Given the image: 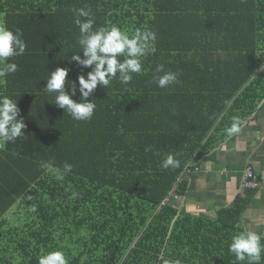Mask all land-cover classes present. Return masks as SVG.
Instances as JSON below:
<instances>
[{"label":"trees","instance_id":"16d2710c","mask_svg":"<svg viewBox=\"0 0 264 264\" xmlns=\"http://www.w3.org/2000/svg\"><path fill=\"white\" fill-rule=\"evenodd\" d=\"M216 3L0 0V25L21 29L27 44L10 61L18 70L0 81V95L17 100L26 125L23 138L0 147V264H38L54 250L68 264H232L229 243L243 231L240 220L258 189L216 218L165 203L173 191L187 196L183 174L233 137L225 133L233 117L242 126L264 102V0ZM77 8L92 10L94 28L156 34L143 74L127 85L98 86L87 121L55 107L43 89L56 68L70 67L72 81L81 74L69 64L72 54L83 58ZM159 65L178 73L179 83L158 88ZM73 99L80 102L79 92ZM168 154L179 168L160 167ZM64 163L72 171L57 180ZM16 205L25 220L1 221Z\"/></svg>","mask_w":264,"mask_h":264},{"label":"clouds","instance_id":"9594fccd","mask_svg":"<svg viewBox=\"0 0 264 264\" xmlns=\"http://www.w3.org/2000/svg\"><path fill=\"white\" fill-rule=\"evenodd\" d=\"M74 17V24L79 29L77 43L83 58L79 54H72L69 64L75 62L81 74L72 81L67 79L70 67L56 68L49 72L46 87L43 89L54 97L51 103L55 107L63 109L75 121H87L93 117L96 108L88 98L98 86L108 89L114 80L127 85L132 81L133 74H143L142 58L149 52H155L156 34L137 28L130 35L116 25L94 28L96 21L90 8L75 9ZM22 36L21 29L11 30L0 25V81L18 70V65L10 61L26 51L27 44ZM88 68L91 70L85 76L82 74L83 70ZM156 72L163 73L153 78V82L160 89L179 83V74L165 71L163 65L157 66ZM77 92L80 94V102L73 99ZM19 112L17 100L8 95H0V147L6 143H15L18 138L25 136L26 125L23 119H18ZM241 124L239 117H233L231 126L225 129L226 135H239ZM40 166L46 171L52 168L51 162H42ZM160 167L165 170L179 168L180 160L168 154L161 161ZM71 171L72 165L64 163L62 169H55L56 179L62 181ZM228 251L234 256L232 264H241L244 261L247 264H264V233L243 230L232 236ZM38 264H68V259L63 251L54 250L41 255Z\"/></svg>","mask_w":264,"mask_h":264},{"label":"crops","instance_id":"0c3cea01","mask_svg":"<svg viewBox=\"0 0 264 264\" xmlns=\"http://www.w3.org/2000/svg\"><path fill=\"white\" fill-rule=\"evenodd\" d=\"M228 1L217 0L216 4L224 7ZM222 10V14H227V9ZM219 147L214 148L217 151L213 155L206 154L196 169L183 174L189 188L187 196L177 200L178 207L192 214L216 218L220 210L234 207L238 197L246 196L244 175L246 169L252 167L261 186L252 195L239 227L264 233V102L241 126V133ZM16 208L17 205L1 221L14 224L25 220L23 210L19 207L15 214Z\"/></svg>","mask_w":264,"mask_h":264},{"label":"built area","instance_id":"2783aa9c","mask_svg":"<svg viewBox=\"0 0 264 264\" xmlns=\"http://www.w3.org/2000/svg\"><path fill=\"white\" fill-rule=\"evenodd\" d=\"M190 171V170H189ZM261 186V182L258 179L255 171L252 167H248L245 171L244 175V183L243 187L245 190L249 189H259ZM180 197L173 191L170 196L166 199L165 203L170 202L171 200H178Z\"/></svg>","mask_w":264,"mask_h":264}]
</instances>
